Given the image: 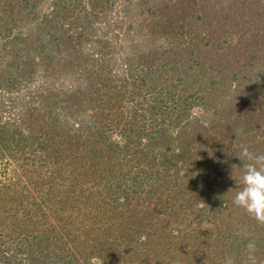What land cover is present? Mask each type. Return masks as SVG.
Returning a JSON list of instances; mask_svg holds the SVG:
<instances>
[{"label": "trees", "instance_id": "1", "mask_svg": "<svg viewBox=\"0 0 264 264\" xmlns=\"http://www.w3.org/2000/svg\"><path fill=\"white\" fill-rule=\"evenodd\" d=\"M117 1L0 0V264H264V0Z\"/></svg>", "mask_w": 264, "mask_h": 264}, {"label": "clouds", "instance_id": "2", "mask_svg": "<svg viewBox=\"0 0 264 264\" xmlns=\"http://www.w3.org/2000/svg\"><path fill=\"white\" fill-rule=\"evenodd\" d=\"M237 157L242 162V167H231L233 173L235 169L241 168L242 174L236 180L238 188L235 190L233 204L243 209L258 224L264 225V153L254 152L244 145ZM257 251L256 242L250 239L245 246L242 264H260ZM223 264H238V261L237 258L229 256Z\"/></svg>", "mask_w": 264, "mask_h": 264}, {"label": "rangeland", "instance_id": "3", "mask_svg": "<svg viewBox=\"0 0 264 264\" xmlns=\"http://www.w3.org/2000/svg\"><path fill=\"white\" fill-rule=\"evenodd\" d=\"M121 1L122 0L117 1L115 8H119L118 5ZM234 41L236 43L235 44L233 43L232 47H230L231 48V56L230 57H234L236 55V56H239L243 61H245V55L242 51V48H240L241 47L240 44L243 42V40L238 41V39H234ZM258 44L261 46L260 48L264 47V40L261 39V41H259ZM238 51H239V53H238ZM237 101H240V99H238Z\"/></svg>", "mask_w": 264, "mask_h": 264}]
</instances>
